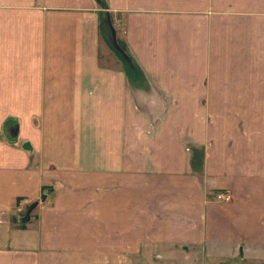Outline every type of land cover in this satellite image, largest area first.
Here are the masks:
<instances>
[{
  "label": "crops",
  "instance_id": "obj_1",
  "mask_svg": "<svg viewBox=\"0 0 264 264\" xmlns=\"http://www.w3.org/2000/svg\"><path fill=\"white\" fill-rule=\"evenodd\" d=\"M195 256L264 264V0H0V264Z\"/></svg>",
  "mask_w": 264,
  "mask_h": 264
},
{
  "label": "rangeland",
  "instance_id": "obj_2",
  "mask_svg": "<svg viewBox=\"0 0 264 264\" xmlns=\"http://www.w3.org/2000/svg\"><path fill=\"white\" fill-rule=\"evenodd\" d=\"M250 133H252V132H250ZM198 155L200 156V152L198 153ZM19 212V211H18ZM151 252H152V254L153 253H155V252H157L158 253V249H156V250H154V249H152V250H150ZM154 255V257H155V254H153ZM141 257V256H140ZM193 257H190L189 258V256H184L183 257V260H185V259H192ZM180 259V258H179ZM140 260H141V262L143 261V259L142 258H140ZM199 260H200V258H199ZM192 262H194V263H192ZM172 263H177V262H168V263H166V264H172ZM140 264H143V263H140ZM178 264H180V263H178ZM183 264H202L201 263V260L200 261H198V259H197V257L195 256V258L192 260V261H189V263H183ZM226 264H234V263H226Z\"/></svg>",
  "mask_w": 264,
  "mask_h": 264
},
{
  "label": "built area",
  "instance_id": "obj_3",
  "mask_svg": "<svg viewBox=\"0 0 264 264\" xmlns=\"http://www.w3.org/2000/svg\"><path fill=\"white\" fill-rule=\"evenodd\" d=\"M216 201L220 203H228L231 201V196L228 193H219L216 196ZM16 210L20 212L22 208L20 206H17Z\"/></svg>",
  "mask_w": 264,
  "mask_h": 264
},
{
  "label": "water",
  "instance_id": "obj_4",
  "mask_svg": "<svg viewBox=\"0 0 264 264\" xmlns=\"http://www.w3.org/2000/svg\"><path fill=\"white\" fill-rule=\"evenodd\" d=\"M111 26H112V23H111ZM112 30H113V34H114V36L116 35V31H115V29H114V27L112 26ZM117 41H115V47L121 52V53H123V50H121V48H119V46L117 45V43H116ZM37 206V203L36 204H33L31 207H30V209H29V211H28V215H30V213H31V211L33 210V208H35Z\"/></svg>",
  "mask_w": 264,
  "mask_h": 264
},
{
  "label": "trees",
  "instance_id": "obj_5",
  "mask_svg": "<svg viewBox=\"0 0 264 264\" xmlns=\"http://www.w3.org/2000/svg\"><path fill=\"white\" fill-rule=\"evenodd\" d=\"M112 26H113V24H112ZM115 31H116V30H115ZM116 34H117V33H116ZM115 36H116V35H115ZM195 152H197V150H196ZM199 152H200V151H199ZM199 152H197V153L194 154V158H197ZM195 163H196V162H195Z\"/></svg>",
  "mask_w": 264,
  "mask_h": 264
}]
</instances>
